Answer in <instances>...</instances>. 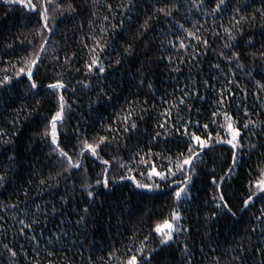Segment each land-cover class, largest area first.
<instances>
[{"label": "trees", "instance_id": "1", "mask_svg": "<svg viewBox=\"0 0 264 264\" xmlns=\"http://www.w3.org/2000/svg\"><path fill=\"white\" fill-rule=\"evenodd\" d=\"M129 2L53 0L48 5V15L54 18L49 20L52 31L48 32L41 28L44 22L39 13L0 0V79L13 77L10 85L0 88V129L4 133L0 141L12 140L11 144L0 142V176L5 177L0 186V264H122L130 255L128 249L139 248L151 229L176 206L171 198L175 185H167L173 179L183 180V175L177 173L168 180H149L147 175L152 165L167 172L172 167L168 158L175 163L177 154L186 152L187 137L180 138L175 129L187 124L190 132L202 137L211 133L215 138L219 133L221 139H229L221 127L225 111L237 121L244 144L235 174L223 184L237 215L221 213L208 219L215 210L213 196L218 195L212 177L224 175L232 162L230 146L214 143L196 161L197 175L189 185V196L178 205L184 217L181 224L188 231L177 234L169 246H159L158 237L151 235L147 249L157 251L149 264H264V253L257 251L264 250V220L255 219L264 204L256 202L241 211L249 181L259 179L264 169V135L251 134L261 129L243 128L249 119L264 121V61L260 58L264 51V0H226L218 13L211 11L217 0H196V4L193 0H131V8ZM69 3L75 11L61 15L56 5L66 9ZM158 8L172 9L173 15L165 17ZM149 17L148 31L141 35ZM225 29L236 39L229 41ZM44 37L46 51L33 69L39 87L31 90L26 75L16 78L15 72L25 67V58L39 50ZM249 38L254 47L248 46ZM205 39L207 48L202 44ZM97 42L104 48L102 52ZM227 43L233 47H224ZM129 45L130 55L125 53ZM233 52L239 53L238 60L228 59ZM93 55H99L107 69L104 74L88 71ZM58 79L65 83L64 89L47 87ZM185 91L190 95L184 96ZM61 94L70 107L57 126L58 139L74 160L80 158L84 138L91 142L108 136L111 140L100 153L110 160L109 175L118 181L108 189L96 185L106 166L90 154L80 169L67 172L63 171L67 161L58 154L50 155L54 146L43 133L58 110ZM181 98L186 104H179ZM221 98L225 102L218 105ZM214 111L220 115L213 117ZM125 117L129 123H137L139 130L124 133ZM204 124L209 125L207 131ZM109 127L114 131L108 132ZM158 132L153 141L151 137ZM250 143L257 147L249 149ZM120 163L126 167L120 168ZM120 175L161 187L155 191L137 188L129 180L119 181ZM88 184L97 193L94 199L87 196ZM85 207L89 212L83 211ZM22 219L39 223L21 234ZM5 244L16 252L15 257Z\"/></svg>", "mask_w": 264, "mask_h": 264}, {"label": "snow or ice", "instance_id": "2", "mask_svg": "<svg viewBox=\"0 0 264 264\" xmlns=\"http://www.w3.org/2000/svg\"><path fill=\"white\" fill-rule=\"evenodd\" d=\"M200 3H203V0H199ZM4 3L6 5H20L26 8L29 12H35L39 13V18L44 23L41 25L42 29H46L48 32L52 31V28L49 27V20L54 19L50 18L48 15L49 8L48 5L53 3V0H43V2H33V0H4ZM193 3L196 4V0H193ZM226 0H217L216 5L214 8L211 9L212 13H218L221 11V8L223 5H225ZM199 6V5H197ZM109 10H111V5H107ZM129 8L132 7V2L130 0ZM173 8L176 11H179V8L176 7V5H173ZM43 9V11H41ZM56 9L60 10V14L63 15L64 11L68 12H74L75 9L71 3L67 5V8H61L59 5H56ZM55 10V9H54ZM234 12H238L239 8L233 9ZM158 13H163L165 17H170L173 15V10L168 8H158ZM95 15V13H93ZM152 18L149 17L148 20L145 21L144 25H142L143 32L141 35H143L145 32L148 31V24L149 21ZM246 19V17H241V20ZM104 20H108V17L105 16ZM236 25L240 24V21H235ZM121 27L123 26V22H121ZM181 28L184 26L182 24L179 25ZM113 29L116 28V25H112ZM104 29H102L103 31ZM185 31H187L185 29ZM199 31V29H197ZM225 32L227 33L228 40H234L236 37L232 34V31L230 29H225ZM240 33L243 34V30L240 29ZM189 36H193L195 39L199 40V36H195L193 32H188ZM214 35L219 36V33H214ZM94 39V38H93ZM47 38L44 37V43L40 44L39 50H37L35 53H33L31 58H25L24 63L25 67H21L18 71L15 72V77L20 78L24 75H26L27 80L30 85L31 90L38 89L39 85L35 80L34 77V68H38L39 63L42 59V54L46 51L45 45L47 44ZM202 44L205 48L209 46L208 40H203ZM247 44L249 47H254V43L252 38H249L247 41ZM8 47H12V45H8ZM97 47H100L99 42H97ZM175 47V45H173ZM179 47L183 49L185 47L183 41L180 42ZM224 47L231 49L233 45L231 43H227L224 45ZM104 50L103 47H100V51L102 52ZM95 53V49L92 50ZM125 53L131 54V45H129L127 48H125ZM220 55H224L223 52L220 53ZM254 55V54H253ZM260 58L262 61H264V51H261ZM171 59V58H170ZM228 59H239V53L233 52L232 56ZM67 62V59H66ZM117 65L121 63L120 59H117L115 61ZM238 67H242V65H237ZM216 68H219L220 65L216 64ZM262 67H264V64H262ZM88 71L91 72L93 70H98L100 74H104L107 69L101 62L99 55H93V58L90 60V62L87 64ZM176 71H179V69H175ZM79 71V69H77ZM251 75V73H249ZM13 82V77L9 75H4L2 79H0V88L7 87ZM231 82V81H230ZM205 84H208V81H205ZM85 87H88V85H84ZM49 89L52 90H58V89H64L66 87L65 83H63L61 80H57L55 83H50L47 85ZM151 88L152 86L149 85ZM264 88V85L261 86ZM190 95L189 92L185 91L184 96ZM224 99L221 98L220 100L216 101L218 105H222L224 103ZM39 103V102H38ZM179 104H186V101L184 98H181L179 101ZM70 107L67 104V101L65 100L64 96L61 94L58 97V110L55 112L54 115H52L50 121H48V125L45 128V132L43 135L45 137L50 136L51 138V145L54 146L51 148V154H58V156L64 158L67 161V167L63 169V171L67 172L70 169H80L83 166V159L86 157V154H90L91 157L95 158V160L99 161L102 165H105L102 173L100 174L103 179H97L96 185H102L103 188L108 189L110 184H116L118 181L115 179H112L109 175V169L111 167V162L108 159H104L101 156V151L104 146L110 145L111 140L108 136H99L98 138H93L91 142L87 138H84L82 140V146L80 148L79 152V159L74 160L71 155L67 151H65L64 148L60 146V142L58 139V131L57 126L59 123H61L64 120L65 117V109ZM186 107L191 109V105H186ZM18 115V113H17ZM219 111H214L212 113L213 117L219 116ZM248 115L247 110L245 109V116ZM131 116V112L129 113V117ZM129 117L124 118V127L122 131L124 133H133L139 130L138 124L135 122L129 123ZM223 118H224V124L221 125L222 128L226 130V134L230 137L229 139H221L220 134L217 133L216 137L214 138L211 133H208L206 136L202 137L201 135H197L196 132H190L187 124H182L181 127H177L175 129L176 133L179 134L180 138L187 137V142L185 144L186 152H180L175 157V163H173L172 158L169 157V163L172 164V167H169L167 169V172H161L158 171L155 165L151 166V170L148 172V179L151 180L153 177H158L160 180H168L170 177H175L177 173H180L183 175V180H172V183L167 185L169 188H172L173 185H175V190L171 192V198L176 202V206L172 208V210L169 213L168 218L164 219L162 223H157L156 226L151 229L150 235L145 236L144 240L141 241V246L137 249H128V252L130 255L127 256V258L122 261V264H149L150 260L152 259V253L157 251V248L147 249V242L149 241V238L151 235L155 234L158 237L159 240V246H169L175 239L176 235L183 232L188 231L182 224L181 221L184 219V217L181 214V211L179 210V203L185 198L189 196L190 188L189 185L193 184V178L197 175V164L196 161L200 160L202 154L204 153L205 149L211 148L214 143H224L230 146L231 154H232V162L229 166L227 172L224 175L219 176L218 178L214 175L212 177L211 183L215 186L214 192L218 193V195L213 196V203L215 205V210L211 213V215L208 217V219H214L218 218L221 213L225 215H231L235 217L237 213L233 210V207L231 206L230 202L227 199V196L225 195L223 191V184L228 180L231 179L232 175L235 174V168L238 164V161L240 159V153L244 148V144L242 142L243 138L241 135V130L238 127V123L236 120L233 119L232 115H230L227 111L223 112ZM13 124L16 123V120L14 119L12 121ZM189 123H193L192 121H189ZM198 124V121L196 122ZM212 123H216L215 120L212 121ZM158 127L165 128V124H159ZM203 129L207 131L209 128L208 124H204ZM243 128L248 129H261L260 133H257L255 131H252V135H264V121H252L251 119L247 120L243 124ZM108 132H113L114 130L109 127L107 129ZM116 132L121 131V129H116ZM3 129H0V136H2ZM15 135V133H13ZM160 133L158 132L155 136L151 137L153 141L157 140ZM116 137H113L112 139H115ZM3 144H11L12 140H3L0 141ZM257 147L256 144H249V149H255ZM11 159V157H10ZM119 163V161H117ZM141 162H143V158H141ZM120 168H125L126 165L124 163L119 164ZM133 169L128 168V171L131 172ZM87 171V169H85ZM5 177L0 176V186H2V182L4 181ZM129 180L131 181L135 187L146 189L148 191H155L159 189L161 186L158 183H144L141 181H138L135 176L132 175H120L119 181ZM45 183L44 180H41V184ZM87 191V196L90 199H94L97 193L93 190V186L91 184H88L85 186ZM248 192H247V198L243 199V207L241 208V211H244L248 209L249 207L253 206L254 203L260 202L261 204H264V169L260 171V178L255 181H249L248 183ZM27 195V193H25ZM15 207V206H13ZM53 211L55 212L56 209L53 208ZM85 213L89 212V208L85 207L83 210ZM0 219H3L0 217ZM257 221L264 220V207L260 209V215L255 217ZM81 221L84 220V217L81 216ZM80 221H78L79 223ZM19 223L23 226L20 229V233H24V229L30 228L32 224H38L39 221L33 220L32 224L26 223L25 220H20ZM252 231H255V229H252ZM35 239V237H33ZM4 247L11 253L12 257L16 256V252L13 251L7 244L4 245ZM148 251V255H143V253ZM189 249L188 246L185 245L184 247V253L187 255ZM257 251H262L264 253V250L257 249ZM49 255H52V253H49ZM234 259H239V257H234ZM188 264H191V261L188 262Z\"/></svg>", "mask_w": 264, "mask_h": 264}]
</instances>
